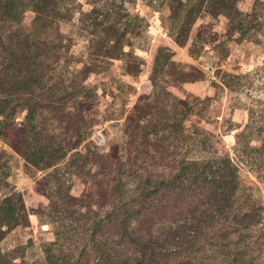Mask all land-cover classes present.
<instances>
[{"label":"rangeland","instance_id":"1","mask_svg":"<svg viewBox=\"0 0 264 264\" xmlns=\"http://www.w3.org/2000/svg\"><path fill=\"white\" fill-rule=\"evenodd\" d=\"M207 166L258 225L193 241ZM251 263L264 0H0V264Z\"/></svg>","mask_w":264,"mask_h":264},{"label":"trees","instance_id":"2","mask_svg":"<svg viewBox=\"0 0 264 264\" xmlns=\"http://www.w3.org/2000/svg\"><path fill=\"white\" fill-rule=\"evenodd\" d=\"M209 162H211L210 159L207 163ZM222 165H226V163H223ZM221 167L222 166L220 165V170ZM216 168H218V166H216ZM215 169L212 170L207 166L202 170L204 178L200 179V181H202L203 184H194L195 187H197L194 191L198 192V195L205 197L203 208L195 205L193 209L195 212V215L193 216V220L195 221L194 225L197 227L192 233L194 234V242L200 241V239L202 241V238L206 233L217 227L219 224L221 226L228 225L227 227L233 225L234 231L230 233H239L237 232L238 230H240L241 233L244 229L250 230L251 227L258 225L261 221L262 214L260 213L259 215V212L263 211L261 205L257 204L256 201H250L248 204H245L246 200H244V192H242V190L239 191L235 177L224 173V175L220 177H217L218 175L215 174L214 177L209 178V172L214 173L216 172ZM194 175L196 176L195 173ZM190 185L192 184L190 183ZM144 189L148 190L150 188L145 187ZM235 204H237V210L235 209ZM244 207H249V209ZM231 221L234 224L231 223Z\"/></svg>","mask_w":264,"mask_h":264}]
</instances>
